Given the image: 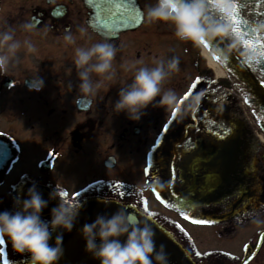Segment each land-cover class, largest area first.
<instances>
[{
  "label": "flooded vegetation",
  "instance_id": "obj_1",
  "mask_svg": "<svg viewBox=\"0 0 264 264\" xmlns=\"http://www.w3.org/2000/svg\"><path fill=\"white\" fill-rule=\"evenodd\" d=\"M140 3L144 14L140 27L107 40L88 26L89 10L83 0H0V31L14 29L17 38L27 37L36 47L27 52L22 46L8 75H0V211L14 210V199L25 198L35 185L49 200L41 213L48 220L52 203L59 202L49 199V193L58 188L80 205L102 199L131 205L147 216L154 212L157 215L149 217L188 252L185 240L191 230L186 224L211 221L204 223L206 232L219 248L205 264H241L256 248L248 264H264V238L257 245L264 227L259 229L256 222L264 224V189L261 193L258 189L264 149L258 141L244 138L238 97L227 90L224 78L213 76L206 54L195 52L191 40L181 48L184 40L175 36L174 28L166 21L148 22ZM25 22L33 25L31 31L23 29ZM80 27L86 29L84 36ZM65 28L75 35L74 44L63 40ZM103 40L118 48L115 82H105L94 98L82 95L73 63L75 48ZM173 55L179 57L180 71L165 81L164 89H174L181 100L201 77L175 117L173 109L151 106L138 122L123 112L113 114L111 103L118 98L119 87L130 83L134 74L125 72L122 63L139 59L154 66L156 60ZM37 71L44 86L30 90ZM197 92L203 93L199 106L187 109ZM157 139L155 171L149 168L145 173L147 153ZM173 167L174 178L169 175ZM209 180L215 181L210 187ZM189 201L191 207L169 206ZM181 211L193 220L185 219ZM4 238L0 264L5 258L9 264H29L30 255L17 253Z\"/></svg>",
  "mask_w": 264,
  "mask_h": 264
},
{
  "label": "clouds",
  "instance_id": "obj_2",
  "mask_svg": "<svg viewBox=\"0 0 264 264\" xmlns=\"http://www.w3.org/2000/svg\"><path fill=\"white\" fill-rule=\"evenodd\" d=\"M214 7L219 15L225 17L223 21L209 14L208 0H154L146 5L145 18L148 22H170L174 25L176 37L202 46L204 41L211 43L232 37V24L228 20L233 13L231 0H214ZM22 27L25 31L33 29L30 22H25ZM78 31L81 36L86 33L84 27ZM75 39L72 31L65 28L63 40L74 44ZM239 44L238 37L232 38L226 48L213 51V59L219 56L226 60ZM22 46L27 52L36 51L32 41L27 37L21 41L15 36L14 29L0 31V75H8L9 65ZM117 52V46L107 40L75 48L73 63L79 78L80 94L94 98L105 82H115L117 72L113 62ZM120 66L125 72L131 70L134 74L130 83L119 87L118 98L111 103L113 114L123 112L128 119L138 122L147 114L150 106L165 110L179 109L180 100L176 91L163 88L165 81L180 71L179 57L173 55L158 59L154 66L144 65L139 59ZM32 77L29 89L41 90L44 81L38 71ZM200 99V94L193 96L187 109L195 111ZM56 198H59V202L51 208V218L48 220L43 219L41 213L49 200L35 185L28 188L25 198L14 199V210L0 211V237H6L17 253H28L29 264H58L63 256L62 234L55 236L54 244L49 241L52 233L58 229L72 231L81 205L61 196L58 188L49 193V199ZM80 231L86 242L85 251L98 259L100 264H169L164 246H156L153 227L146 221H138L126 208L120 207L110 216L97 215L94 221L85 223Z\"/></svg>",
  "mask_w": 264,
  "mask_h": 264
},
{
  "label": "water",
  "instance_id": "obj_3",
  "mask_svg": "<svg viewBox=\"0 0 264 264\" xmlns=\"http://www.w3.org/2000/svg\"><path fill=\"white\" fill-rule=\"evenodd\" d=\"M84 3L87 8L92 10L89 25L105 38H112L118 32L127 29L134 30L143 21V14L137 0H92L91 3L89 0H84ZM237 3L240 6L242 18L248 20V25L245 26V29H257L256 35L264 37V27H261V24L264 23V0H237ZM117 4L121 6L117 7ZM109 9H111V13H109ZM232 38L236 37L226 38L219 44L217 41L220 40L213 41L208 48L212 52L218 48L224 49L231 42ZM245 60H250V66L244 63ZM220 61H223L221 62L222 65L237 80L240 91L241 89L247 90L246 79L258 77L264 72V59L258 64L256 62L257 56L252 55L250 50L244 47L241 40L239 47L234 49L226 60H223V57H221ZM241 94L243 95L242 91ZM261 103L264 104V100ZM247 105L249 106V104ZM255 106L258 109L260 108V105ZM250 108L252 109V107ZM253 115L257 120L259 112L257 114L253 113ZM258 124L264 134V127L261 126L264 125V119H261ZM120 207L126 208L129 212L133 213L138 221H146L153 227L156 246L157 248L161 245L164 246V250L168 254L169 264H196L183 247L174 240L171 234L154 220L131 206L103 200H90L83 203L71 232L62 229L54 231L49 241L50 244L55 243V236L57 234H62L63 236L64 253L58 264H100L98 259L85 251L86 242L80 229H82L85 223L94 221L97 215L110 216Z\"/></svg>",
  "mask_w": 264,
  "mask_h": 264
},
{
  "label": "snow or ice",
  "instance_id": "obj_4",
  "mask_svg": "<svg viewBox=\"0 0 264 264\" xmlns=\"http://www.w3.org/2000/svg\"><path fill=\"white\" fill-rule=\"evenodd\" d=\"M91 3L92 0H89ZM233 4V13L232 16L228 18V20L232 24V37H238L242 42L245 48L250 50V53L252 55L257 56V63H261V60L264 59V37L256 35L257 29H245V26L248 25V20L243 19L241 15V9L240 6H238L237 0H231ZM209 3V14L215 16L217 19L223 21L225 17L222 15H219L214 7V0H208ZM117 7H120L121 5L117 4ZM109 13H111V9L108 10ZM135 19V17H133ZM261 27H264V23L261 24ZM244 29V30H242ZM221 41H217L219 44ZM206 47L210 46V43L208 41L203 42ZM215 59L219 60L221 57L216 56ZM244 63L249 64L250 66V60H245ZM231 71V69H230ZM201 80V77H196L195 81L189 88L187 92L184 93V95L181 97L180 102H183L186 98H188L192 94V89L196 87V84L199 83ZM239 87V86H237ZM246 89H241L243 93L244 103L249 104L250 107H252L253 113L257 114L259 112V115H257L258 122L261 119H264V104L261 103L262 100H264V72H262L258 77H254L252 79H246ZM197 94L203 95L202 92H197ZM196 94V95H197ZM255 105H260V108L258 109ZM178 109L174 108L172 110V116L175 117ZM213 124L216 123V121H212ZM264 127V125H261ZM168 124L164 125V130L167 131ZM224 131H228V129H224ZM163 135V132L161 133ZM219 135V133H218ZM160 144V140L157 139L155 143L152 145V150L147 153V166L145 167L144 171L145 173H148L149 168H153V171H155L153 167V152L156 149V147ZM51 155L55 156L57 154L52 153ZM170 177L174 178L176 175L175 168L173 167L170 172ZM214 180L208 181V186L210 187L212 184H214ZM116 188L120 187V182L117 181ZM244 190V189H242ZM155 191V189H154ZM68 193L66 191H61V196L68 197ZM123 195V193H121ZM157 196L159 198V193H157ZM167 203V201H164ZM145 206V211H147V201H143ZM171 207H191V202H187L184 204L177 203L175 205H169ZM181 216H183L185 219L193 220V217L188 215L186 212L181 211ZM149 216H155L157 215L154 212H148ZM195 223H210L211 221H204V220H194ZM175 223V222H173ZM181 231H184L181 227ZM186 234V233H185ZM6 243V240L4 237H0V245ZM247 247V245L245 246ZM4 251L3 248H0V253ZM196 255H201V253L197 252ZM230 255V254H229ZM4 264H9L7 258L4 260ZM243 264H248L247 259L243 262Z\"/></svg>",
  "mask_w": 264,
  "mask_h": 264
},
{
  "label": "rangeland",
  "instance_id": "obj_5",
  "mask_svg": "<svg viewBox=\"0 0 264 264\" xmlns=\"http://www.w3.org/2000/svg\"><path fill=\"white\" fill-rule=\"evenodd\" d=\"M142 1H143V5L145 6V8H146L147 4L154 2V0H142ZM166 26L168 28H174V25H172L170 22H167ZM183 42L184 43L180 42V47L181 48L187 47L186 41L184 40ZM194 51L195 52L199 51V52L203 53V51L201 50V47L198 48V46H196V45L194 47ZM213 76H215V74H213ZM239 100L237 99V103L240 102ZM242 110H243V123H244L243 130L245 128L249 129L248 123H247L248 121L246 120V115H245L243 107H242ZM247 142H249V141H247ZM259 145L261 146V148L264 149V145H262L260 143H259ZM260 169H261V167H260ZM259 179H260V182H259V188L258 189H259V192L261 193L264 189V184H263L264 183V171L262 172V170L259 173ZM261 211H264V208H262ZM186 226H187V228H189L191 230V232L188 235V237H186L185 244H187V246L190 249V252H189L190 255L193 256V258L199 264H205V261L208 258V256L215 257L218 254L215 252L219 248V246L215 245L218 243V241H216L214 243L213 237L208 236V232H206V228H205L204 223L190 222L189 224H186ZM263 227H264V224L260 221L258 228L261 229ZM217 240H218V238H217ZM211 244H213V245H211ZM197 252L201 253V255H196Z\"/></svg>",
  "mask_w": 264,
  "mask_h": 264
},
{
  "label": "bare ground",
  "instance_id": "obj_6",
  "mask_svg": "<svg viewBox=\"0 0 264 264\" xmlns=\"http://www.w3.org/2000/svg\"><path fill=\"white\" fill-rule=\"evenodd\" d=\"M205 54H207L206 52H204ZM210 59V65L212 67V69L215 72V75L217 78H224L225 81H227L228 83L233 81V78L229 75V73L226 71V69L220 64V62L216 59H212L211 56L212 54H208ZM229 91V90H228ZM241 100V104L243 106L245 115H246V120L248 121V127L249 129H244V138L250 139V140H256L258 141L260 144L264 145V134L260 131L259 126L257 124V122L255 121V119L252 117L251 115V111L249 110V108L244 104L243 99L240 98Z\"/></svg>",
  "mask_w": 264,
  "mask_h": 264
}]
</instances>
